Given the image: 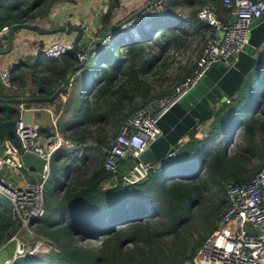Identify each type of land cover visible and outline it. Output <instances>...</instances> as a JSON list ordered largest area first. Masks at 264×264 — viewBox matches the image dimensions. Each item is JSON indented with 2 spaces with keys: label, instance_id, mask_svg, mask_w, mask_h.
I'll return each mask as SVG.
<instances>
[{
  "label": "trees",
  "instance_id": "1",
  "mask_svg": "<svg viewBox=\"0 0 264 264\" xmlns=\"http://www.w3.org/2000/svg\"><path fill=\"white\" fill-rule=\"evenodd\" d=\"M211 1L215 6L220 3L219 0ZM175 2L176 0H168L170 6ZM12 6L13 2L6 4L0 1V27L3 24L13 23V20L18 19V13H22L29 8V4H27L19 10L21 12H16ZM165 9L166 5L163 4L160 9L151 13L155 16L154 21H156L157 14ZM194 12L195 10L191 11L192 16L195 15ZM8 16L9 19L6 18ZM107 16L108 14L105 17ZM192 20L195 24L196 22L206 24L204 21L197 19L196 16ZM166 23L167 30H165L166 28L161 29L162 32L170 31L168 34L171 38L180 36L178 31H174L173 20L168 19ZM152 33L150 27L141 26L139 36L134 39H129L123 43L121 38L118 40L111 39V41L104 43L111 45L109 49H106L102 44L96 54L91 53L80 65L74 67L77 72L73 79L84 73L86 70L84 64L86 61H90V56L93 60H97L95 64H91L92 69L88 79L81 87L82 94H80L78 103L70 97L64 100L66 108H72L73 118L61 122L60 128L71 129L86 120L97 122L112 114L119 113L116 123L117 131L124 117L136 106L131 105L128 109L125 108L119 112L123 108L124 100L130 99L127 90L142 87L143 81H140L141 79L137 76L138 66L153 57L143 54L141 42L149 39ZM78 50V47H70L60 55V62L55 58L51 60L47 64L51 73L49 75H38L34 79L38 84V89L41 88L46 93L53 92L54 88H49L50 86L46 84L53 81L55 85H59L62 82L66 70L80 61L75 56V52ZM154 54L153 56L160 57V52ZM258 55L255 65L246 72L235 92L227 96V101H221L212 109L210 114L212 118L208 127L205 128V134L200 137L194 136L193 126L189 127L186 131L189 135L188 139L176 147L173 155L156 167H151L147 176L143 179L131 183L117 182L110 187L103 188L100 186V181L109 176V172L103 167L101 161L79 184H77L76 179L68 186L62 183V192L59 193L57 191L60 183L58 182L59 177L64 173L63 176L65 177L69 176L70 178L71 176L70 172L62 171V169L67 168L68 170V167L71 168V164L69 165L65 161L55 164L52 173L49 171L43 183L44 186L46 182H50V188L45 192L44 212L32 220L35 221L32 222V228L50 238L57 249L19 254L8 264H100L102 261L105 264H180L182 261L190 260L206 235L216 225L217 219L226 206L225 194L224 197L219 192L213 194L215 204H212L204 212L206 222L204 231L186 241L179 249H176L178 256L167 262H153L146 255L134 258L135 251L147 254L149 249L147 247L144 249L142 245L135 243L131 250L124 251L123 243L126 240L144 239L145 235L150 232V227L145 222L152 217L156 220V227L164 228V230H178L191 214V209L201 203L206 189L205 181L209 177L215 181L218 188H222L224 181L228 179L234 182L249 179L260 167L257 165L251 174L245 173L242 166L243 160L253 151L254 131L257 129L264 133V93L259 96L258 104L255 106L257 114L249 113L250 109L244 108L245 104L250 105L255 100L254 96L258 84L264 83V46L258 52ZM62 65L64 68L63 78L57 81L56 67L60 68ZM89 79H91V82H89ZM91 89L93 91L88 92L90 93L89 96L83 95L84 91ZM151 96L152 94L147 95L142 99V102ZM12 98L15 99L16 96ZM16 115L17 111L9 109L0 115V121L15 118ZM232 118L242 127L246 145L237 154H230L226 145L222 143L224 139H221L220 144L214 150H211L209 142L214 133L222 126L223 120ZM78 136L77 131H73L72 137L74 139L81 137ZM95 138L98 143L97 147L103 157L105 150L102 145L103 147L106 146L109 137L106 138L102 133L95 136ZM60 149L61 147L52 152L53 159L58 157L57 152ZM64 150L61 149L62 154L67 152ZM185 159L190 165L194 162L203 164L207 172L198 180L184 181L173 178L166 184H162L159 174L172 162L171 160L180 162ZM56 169L61 170L59 175ZM28 178L31 179V175L28 174ZM56 191L57 194H54ZM0 196L5 198L1 194ZM4 202L0 205V246L19 226L13 210L11 207L7 208ZM104 230L108 234L110 233L105 238L107 250L78 242L79 234L82 235L87 232L85 235L91 237L96 231L101 232ZM139 233L142 234L139 235ZM104 253H106V258Z\"/></svg>",
  "mask_w": 264,
  "mask_h": 264
},
{
  "label": "built area",
  "instance_id": "2",
  "mask_svg": "<svg viewBox=\"0 0 264 264\" xmlns=\"http://www.w3.org/2000/svg\"><path fill=\"white\" fill-rule=\"evenodd\" d=\"M219 1L226 7L230 20L224 21L218 17L211 0H200L195 9L196 18L204 21L209 26V31L205 34L202 48L189 72L168 91L152 95L136 105L124 117L117 131L108 138L101 161L109 176L100 181L101 187H110L117 182H136L147 176L150 168L154 166L153 163L158 164L157 161L138 159L124 172L118 169V165L125 163L128 157L137 156L160 132L157 124L159 116L201 77L210 63L219 58L224 59L242 48L247 41L251 20L264 11V0ZM163 4L162 0H156L141 15L146 16ZM131 21L132 18L126 20L124 27H130ZM123 36L126 37L125 32ZM33 47L45 57H58L72 46L70 42L54 40L46 44L34 41ZM75 56L81 61L83 52L78 50ZM0 80L6 88L14 86L10 79L9 66L1 68ZM224 99L227 101L228 97ZM14 121L13 135L1 140L3 151L0 152V194L9 200L19 226L11 235L15 237L12 255L4 256L2 264H8L19 254L57 249L50 238L32 228L30 221L44 212L42 189L49 173L52 152L59 147H73L72 141L55 124L42 132L38 123L28 120L21 111L17 113ZM192 126L194 133L205 134L203 120H196ZM181 143L182 136L176 139V147ZM176 147L166 157L171 156ZM23 149L44 158L42 170L31 179L28 178V174L31 175L30 170L23 166L20 158ZM6 166L14 174L21 173V184H14L2 176L1 169ZM224 191L226 206L216 225L206 235L191 259L180 264H264V162L249 179L240 182L226 180ZM21 228L31 235L30 239L19 235ZM25 244H29L26 251Z\"/></svg>",
  "mask_w": 264,
  "mask_h": 264
},
{
  "label": "rangeland",
  "instance_id": "3",
  "mask_svg": "<svg viewBox=\"0 0 264 264\" xmlns=\"http://www.w3.org/2000/svg\"><path fill=\"white\" fill-rule=\"evenodd\" d=\"M184 4L187 3L184 2ZM198 4V2L193 3L192 7L197 8ZM178 7L184 12V9H182L181 6ZM185 9L188 8L186 7ZM164 22H166V20H164L163 18H158L155 24L152 21L149 25L150 30L152 29V34L154 35L149 39L143 40L141 43L143 45V54L149 57L152 56L153 58H150L148 61L138 66L137 76L141 79L140 81H143L142 87L131 88L127 90L128 94H130V99L124 100V103L122 105L123 108L120 109L119 112L121 110H124L125 108L128 109L131 105L139 104L147 95H155L158 93L161 94L168 91L180 77H183L189 72L191 67L194 65L195 60L197 59L203 45L205 34L209 31V26L206 24L204 25L201 22H196V24L192 22L191 25L183 28L184 30L178 29L181 30L180 32L178 31V33H180V36L171 38L168 34V32L170 31H161V29L164 28H166L165 30H167V25ZM174 31H177V29H174ZM127 37L130 38V35ZM103 45L106 47V49H109V47L111 46L108 44ZM260 45L263 49L264 39L262 40ZM155 52H160V57L153 56L155 55ZM89 59L90 61H86L84 64V66L86 65V70L84 71V73H82L80 77L72 80L73 87L69 97L71 99L74 98L73 100L75 102L77 101V103L80 97L79 90L82 87L83 83H85L88 79L89 73L92 69L91 64H95V61L97 62V60H93L91 56L89 57ZM226 60V58H219L214 62L224 63ZM89 82H91V79H89ZM93 89L84 91L83 95L89 96L90 93L88 92L93 91ZM263 93L264 83L258 84L257 90L255 91L256 95L254 94L255 100L250 105H244V108L246 107L250 109L249 113L251 112L252 114H257V109L255 110V106L258 104L259 96H261V94L263 95ZM225 96L222 95L220 101H224ZM61 113L67 114V112H64L63 110ZM60 114L58 116V119H60L61 117ZM118 114H112L106 119L103 118L101 121L97 122H88V120H86L71 129H64L63 127H59V130L61 129L60 132L64 136L68 137L69 140L73 143V147L67 148L68 150L63 148L67 150V152L62 154L61 148L57 152L58 157H55V159H53V156H51L49 161V171L51 173L55 164L62 163L64 161L68 162L69 165L71 164V168L68 167V170L67 168L62 169V171L64 170L66 172H70L71 176L70 178L69 176L65 177L63 176L65 174L63 172L64 174L59 177L58 182L60 183L59 187L57 188V191L59 193L62 192V183H65L68 186V184H71V182L76 179L77 184H79L94 167L98 166L101 163L102 154L100 149L97 147L98 143L95 136L104 133L106 138L110 137L116 131ZM207 118H209V116L204 118L203 121L207 120ZM56 123H58V120L56 121ZM75 130L77 131L79 136H81L78 139H74L72 137L73 131ZM193 134L197 137H200L202 135L201 132ZM221 139H224L222 143L226 145V148L230 154H237L239 150H241L246 145L242 127L239 123H236V120L234 118L230 120H223L222 126H220L219 130L214 133L212 139L209 142L210 149L214 150L220 144ZM253 141V151L250 152L249 156L243 160L244 162L242 164L245 173L248 172L251 174L252 171L256 169V166H261L262 162L264 161V133L256 129L254 131ZM102 148L104 149L105 146L103 147L102 145ZM171 161L172 164L170 163L160 173L159 179L162 184H166L173 178H179L184 181L198 180L202 177V175L205 174V172H207L206 167L199 162H195L190 165V163L187 162L186 159L181 160L180 162L174 160ZM60 169H56L58 175L59 173H61ZM1 174L4 178L9 179L12 182H18L19 180L22 181L21 173L14 174L9 168L3 167L1 169ZM205 184L206 189L204 191L201 203L191 209V214H189L186 221L181 224L178 230H164V228L161 229L160 227H156V220H154L155 218L152 217L150 218V220L145 222L150 227V232L145 235V238L139 240H126L123 243V250H131L135 243L138 245H142L144 249H146L147 247L149 249V251H147V254L135 251L134 258L146 255L147 258L152 260L153 262H167L178 256L176 249H179L181 245L186 243V241L193 237H196L198 233H202L204 231L206 226L204 212L212 204H215L213 194L219 192L224 197V185L222 188H218L215 181L210 177L207 179V181H205ZM66 185L65 188L67 187ZM48 188H50V182H46L43 186L42 194L44 199L46 198L45 192ZM57 191L54 192V194H57ZM3 199L5 198L0 196V205H2L3 201H5V206H7V208H10L11 204L9 203V200ZM252 230L257 231L256 228H252ZM85 234H87V232H84V234L82 235H78L79 243L84 245L86 244L88 246L101 247L104 250H107L108 247L106 246L105 238L110 233L108 234V232L104 230L101 232L96 231L94 235H91V237ZM140 234L142 233H139V235ZM104 254L106 258V253ZM4 256V250L0 249V264H2ZM100 264H105V262L102 261Z\"/></svg>",
  "mask_w": 264,
  "mask_h": 264
},
{
  "label": "crops",
  "instance_id": "4",
  "mask_svg": "<svg viewBox=\"0 0 264 264\" xmlns=\"http://www.w3.org/2000/svg\"><path fill=\"white\" fill-rule=\"evenodd\" d=\"M6 4L13 2V10L16 12L29 4V8L22 13H18V19L14 21H25L28 23H35L38 27L18 26L14 29L11 37L10 47L4 51H0V70L4 66H9L10 79L14 86L6 88L0 80V115L7 112L9 109L13 111H21L28 120L38 123L42 132L47 131L53 124L58 128L63 121L72 120V108H66L64 100L69 98L72 90V80L77 72L74 68L71 71L68 82L63 85L59 91L51 98L44 100H23L16 101L12 97L23 96H45L51 93H46L43 89L37 87L34 81L38 75H49L50 67L47 65L51 60H61V56L45 57L34 50V41L40 43H48L50 41L59 40L72 43L77 31L70 29L68 32L63 29H54L58 25L69 21L72 24H78L83 28L82 35L77 40L78 47L84 46L90 37L95 35L99 29H106L112 24L130 15L136 8L145 3L147 0H0ZM166 5L163 12L157 14V19L173 20L172 26L177 31H181L186 26H189L195 19V15H191V11L196 8L192 7L193 3L200 2V0H176L170 6L168 0H162ZM11 2V3H10ZM180 2V3H179ZM186 2L187 4H184ZM220 2V1H219ZM182 3V4H181ZM220 4V5H218ZM215 8L220 19L224 21L230 20V15L223 6L218 3ZM181 6L184 12L178 7ZM184 7V8H183ZM188 9H185V8ZM194 8V9H193ZM147 9V8H145ZM144 9V10H145ZM160 9V8H159ZM158 10V9H156ZM187 10V11H185ZM187 13V14H186ZM195 13V12H194ZM108 14L107 17H105ZM9 19V16L6 17ZM134 18V19H133ZM132 18V25L128 28L124 27V23L115 30L118 33L125 32L132 37H138L140 27H149L151 21L155 24V16L151 13L147 15H136ZM156 19V20H157ZM7 20V19H5ZM164 22L165 24H167ZM5 26V28H1ZM0 27V34L6 29L7 25L3 24ZM52 29V30H44ZM181 29V30H178ZM114 32V31H113ZM116 33V34H118ZM154 34L150 35L151 38ZM122 36L117 35L114 39H120ZM122 40V39H121ZM6 40L0 35V47H5ZM261 45H259V51ZM57 62V61H55ZM54 62V63H55ZM58 75L56 80L60 81L63 77L62 67H56ZM78 70V69H77ZM59 71V72H58ZM67 72V70H66ZM66 75V73H65ZM64 75V77H65ZM64 79V78H63ZM62 79V80H63ZM76 79V78H75ZM54 86H52V85ZM49 88L56 89L58 86L51 81ZM82 94V88L79 90V95ZM219 104V103H218ZM216 104V106L218 105ZM3 105V106H2ZM62 107V109H61ZM62 110L66 113H61ZM61 113V114H60ZM60 119H58V116ZM211 116L203 121L204 128L208 127L211 121ZM75 119V118H74ZM58 120V123L56 121ZM206 126V127H205ZM5 135L4 137H6ZM3 137V138H4ZM189 135L185 133L182 136V142L188 139ZM2 140V139H0ZM3 151V144L0 141V152ZM196 161V160H195ZM264 162V161H263ZM262 162V163H263ZM195 163V162H194ZM154 167L157 165L155 163ZM193 164V163H192ZM7 168V166H6ZM160 176V174H159ZM9 180V179H8ZM12 182L11 180H9ZM14 184H21L22 181L12 182Z\"/></svg>",
  "mask_w": 264,
  "mask_h": 264
},
{
  "label": "water",
  "instance_id": "5",
  "mask_svg": "<svg viewBox=\"0 0 264 264\" xmlns=\"http://www.w3.org/2000/svg\"><path fill=\"white\" fill-rule=\"evenodd\" d=\"M154 1L156 0H147L127 17L117 21L106 29H99L82 47H78L77 45V40L83 33V28L80 25L65 21L64 24L55 27L54 29H63L67 32L70 29L77 31L71 46L73 48L78 47L79 50L83 52V59L76 65L68 68L64 79L50 95L23 96L16 97L15 100H44L53 97L59 89L68 82L74 67L80 65L91 53L93 55L96 54V51L102 44L111 41L114 37L113 34L118 33L115 31L117 28L119 29L126 20L135 17L137 14L141 15V12ZM18 26L38 27L35 23H28L25 21L10 23L0 34L6 40L5 47H0V51H4L10 47L12 33ZM263 39L264 11L251 20L247 41L242 48L228 55L224 63H210L201 77L159 116L157 124L160 132L137 156L128 157L125 163L119 164L118 169L124 172L127 170L128 166H131L134 161L138 159L149 162L157 161L158 163L165 160L167 158V153L176 147V139L178 137L183 136L196 120H203L208 117L212 109L220 101L222 95L228 96L235 92L246 72L255 65L259 56V45ZM14 122V118L0 121V139L5 135H13L15 130ZM20 158L23 166L30 170L32 176H35L37 172L42 170L44 158L36 153L23 149L20 152ZM32 220L30 223H32ZM19 235L26 239L31 238V235L24 228L20 229ZM14 244V236H10L2 243L1 248L4 250L5 256L10 257L12 255ZM28 247L29 244H25L24 251H26Z\"/></svg>",
  "mask_w": 264,
  "mask_h": 264
},
{
  "label": "clouds",
  "instance_id": "6",
  "mask_svg": "<svg viewBox=\"0 0 264 264\" xmlns=\"http://www.w3.org/2000/svg\"><path fill=\"white\" fill-rule=\"evenodd\" d=\"M123 34H124V32H122V33H118V34H115V35H113V36L115 37V36H117V35H121V36H122V37H121V39H122L121 42H122V43H123V42H127L129 39H134V38L137 37V36H136V37H132V36L130 35V38H128V37H127V36H128L127 33H126V37L123 36ZM114 37H113L112 39H114ZM123 38H124V39H123ZM226 96H227V95H226ZM226 96H225V97H226ZM224 100H225V99H224ZM220 102H221V101H219L218 103H220ZM218 103H217V104H218ZM215 107H216V106H215ZM172 155H173V154H172ZM168 157H170V156H168ZM168 157H167V158H168ZM167 158H166V159H167ZM163 161H164V160H163ZM163 161H162V162H163ZM160 163H161V162H160ZM160 163H158L157 165H159ZM31 177H32V175H31ZM0 249H2V248L0 247Z\"/></svg>",
  "mask_w": 264,
  "mask_h": 264
}]
</instances>
